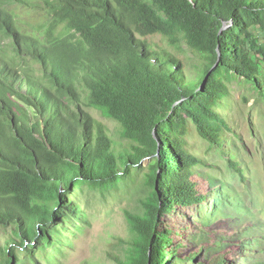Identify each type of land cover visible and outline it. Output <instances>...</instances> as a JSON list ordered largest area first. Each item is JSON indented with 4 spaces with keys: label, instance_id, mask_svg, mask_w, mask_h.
Masks as SVG:
<instances>
[{
    "label": "trees",
    "instance_id": "16d2710c",
    "mask_svg": "<svg viewBox=\"0 0 264 264\" xmlns=\"http://www.w3.org/2000/svg\"><path fill=\"white\" fill-rule=\"evenodd\" d=\"M7 2L0 0V264L55 261L64 230L79 216L74 191L118 189L146 158L150 191L141 208L125 213L130 238L116 261L206 264L198 257L209 253L202 254L207 264H230L220 253L226 238L218 222L196 230L203 239L190 257L178 256L172 234L180 225L175 214L188 219L181 209L200 200L235 229L260 227L226 210L237 203L226 194L237 192L197 171L206 164L186 148V137L194 127L229 152L232 173L244 174L232 142L224 149L233 129L218 109L235 79L264 99V0H45L38 34L18 24ZM183 45L207 61L192 80L185 58L175 55L185 53ZM84 109L115 121L116 135ZM195 177L210 189L197 199ZM248 232L235 234L251 253L240 259L264 264V239L250 240Z\"/></svg>",
    "mask_w": 264,
    "mask_h": 264
},
{
    "label": "rangeland",
    "instance_id": "374dc122",
    "mask_svg": "<svg viewBox=\"0 0 264 264\" xmlns=\"http://www.w3.org/2000/svg\"><path fill=\"white\" fill-rule=\"evenodd\" d=\"M28 3L39 4L40 9H35ZM7 4L16 15L18 24L25 31L38 34L36 26H41L43 18L48 14L45 0H25L24 2L8 0ZM151 42L155 46L162 45L159 37L152 38ZM183 50L185 53H175V55L185 58V76L191 80L195 79L207 61L187 45H183ZM9 60H13L17 68L25 72V67L19 63L18 59ZM34 65L37 75H41L40 64L34 63ZM17 68L16 71L22 74ZM18 104H22L20 100ZM84 110L108 127L112 134H115L117 126L115 121L105 118L95 109ZM218 110L233 129L225 137L224 149L228 150L232 142L235 154L233 158L238 162L239 168H244V174L232 173L228 167V159L231 156L229 152L223 153L211 147L194 127L190 129L186 137V148L194 152L206 164V167L203 166L197 171L224 181L226 186H231L232 190L237 192L232 195L226 194L230 204L231 199L237 202L233 203L234 207L227 204L226 210L233 217L244 213L241 219L243 225L251 224L253 228V225L258 224L260 227L255 233L253 230L248 232L245 229L242 232L235 229L229 223L227 224L226 220H219L222 218L220 211L217 212L219 216H213L210 204L200 200L191 204L189 208L181 209L182 214L188 215L189 221L183 215L175 214L176 221L180 225L173 228L172 239L178 256L190 257L196 251L195 245L203 239L195 233L196 230L204 233L207 231L206 223L218 222L217 225L214 223L215 230L226 238L224 240L225 249L220 253L226 254L230 264H243L244 261L240 259V256L248 257L251 253L249 249L239 247L236 231L244 235L248 232L250 240L256 237L264 239V99L257 90L242 79H235L229 84V95ZM150 163V158L143 159L142 165L135 168L132 176L124 180L118 189L97 190L89 186L76 189L72 195V204L77 205L80 210L78 219L64 230L61 238L63 241L60 245L61 253H56L59 254L58 258L55 261H42L41 264H51L50 262L53 264H119L116 258L123 255L121 246L130 238L125 213L141 208V200L148 196L150 188L145 185V179ZM193 179L200 181L196 187V199L210 191L207 181L204 182L197 177ZM238 206L244 209L240 210ZM199 217L201 221L198 220ZM222 223L226 224L222 225ZM191 234L196 235L193 237ZM182 245L185 247H181ZM202 254L206 256L209 253ZM202 254L199 255V260L206 264L209 263V260ZM253 254L261 255L260 248L254 250ZM190 262L192 261L188 260L187 264H193Z\"/></svg>",
    "mask_w": 264,
    "mask_h": 264
},
{
    "label": "clouds",
    "instance_id": "9594fccd",
    "mask_svg": "<svg viewBox=\"0 0 264 264\" xmlns=\"http://www.w3.org/2000/svg\"><path fill=\"white\" fill-rule=\"evenodd\" d=\"M6 1H8V0H5V2H6ZM6 7H7L8 9H10L8 4L6 5ZM11 10H12V9H11ZM7 56L9 57L10 55L8 54ZM0 59H2V58H0ZM9 59H13V58L9 57ZM9 59H8V60H9ZM16 59H17V58H16ZM1 61H2V60H1ZM10 62H13V63H14L13 60L10 61ZM15 65H16V64H15ZM16 68H17V66H16ZM17 69H18V68H17Z\"/></svg>",
    "mask_w": 264,
    "mask_h": 264
},
{
    "label": "water",
    "instance_id": "95a60500",
    "mask_svg": "<svg viewBox=\"0 0 264 264\" xmlns=\"http://www.w3.org/2000/svg\"><path fill=\"white\" fill-rule=\"evenodd\" d=\"M228 27H229V26H226L225 28H228ZM207 81H208V77H207L206 80L204 81L202 87H204V86L206 85Z\"/></svg>",
    "mask_w": 264,
    "mask_h": 264
}]
</instances>
